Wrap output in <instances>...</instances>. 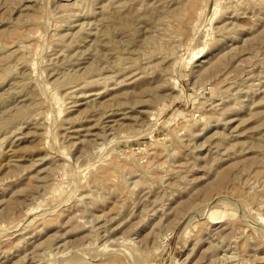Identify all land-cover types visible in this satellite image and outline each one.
<instances>
[{
	"label": "rangeland",
	"instance_id": "rangeland-1",
	"mask_svg": "<svg viewBox=\"0 0 264 264\" xmlns=\"http://www.w3.org/2000/svg\"><path fill=\"white\" fill-rule=\"evenodd\" d=\"M0 264H264V0H0Z\"/></svg>",
	"mask_w": 264,
	"mask_h": 264
},
{
	"label": "bare ground",
	"instance_id": "bare-ground-1",
	"mask_svg": "<svg viewBox=\"0 0 264 264\" xmlns=\"http://www.w3.org/2000/svg\"><path fill=\"white\" fill-rule=\"evenodd\" d=\"M112 13L114 14V13H116V12L114 11V12H112ZM112 13H109V14L107 15V20H111V19H112V20H113V19L115 20V19L117 18V17H116L117 13H116V15H113ZM112 15H113V16H112ZM117 16H118V15H117ZM113 17H114V18H113ZM110 18H111V19H110ZM117 19H118V18H117ZM117 19H116V20H117ZM107 22H108V21H107ZM87 77H88V76H87ZM85 78H86V77H85ZM59 102H60V101H59Z\"/></svg>",
	"mask_w": 264,
	"mask_h": 264
}]
</instances>
